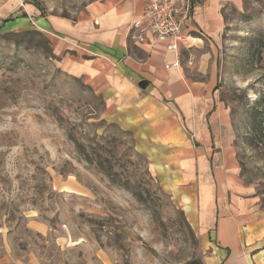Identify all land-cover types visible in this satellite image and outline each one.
I'll return each mask as SVG.
<instances>
[{
	"label": "rangeland",
	"instance_id": "rangeland-1",
	"mask_svg": "<svg viewBox=\"0 0 264 264\" xmlns=\"http://www.w3.org/2000/svg\"><path fill=\"white\" fill-rule=\"evenodd\" d=\"M97 1L0 0V264H219L185 196L103 119V98L63 71L47 31L24 20L28 5L78 20ZM224 20L217 95L264 220V127L253 134L251 117L263 98L264 122V0L227 6ZM259 239L251 264H264V230Z\"/></svg>",
	"mask_w": 264,
	"mask_h": 264
},
{
	"label": "crops",
	"instance_id": "crops-1",
	"mask_svg": "<svg viewBox=\"0 0 264 264\" xmlns=\"http://www.w3.org/2000/svg\"><path fill=\"white\" fill-rule=\"evenodd\" d=\"M151 1L99 0L78 20L39 18L28 5L24 20L47 31L63 71L103 98V119L131 136L167 190L185 196L191 224L218 263L251 264L248 252L259 244L264 220L240 176L215 60L224 10L243 0H194L184 25L187 43L176 51L151 35L142 44L130 40L133 22ZM256 257L252 264H260Z\"/></svg>",
	"mask_w": 264,
	"mask_h": 264
},
{
	"label": "built area",
	"instance_id": "built-area-1",
	"mask_svg": "<svg viewBox=\"0 0 264 264\" xmlns=\"http://www.w3.org/2000/svg\"><path fill=\"white\" fill-rule=\"evenodd\" d=\"M194 0H153L142 17L133 22L129 37L132 42L145 43L149 35L156 41L166 42L167 49L176 51L187 43L184 25L192 12ZM36 25V23H33Z\"/></svg>",
	"mask_w": 264,
	"mask_h": 264
},
{
	"label": "trees",
	"instance_id": "trees-1",
	"mask_svg": "<svg viewBox=\"0 0 264 264\" xmlns=\"http://www.w3.org/2000/svg\"><path fill=\"white\" fill-rule=\"evenodd\" d=\"M262 103H263V98H260L258 101H256L255 107L253 111L251 112V117L253 118V124H252L253 134L254 133L259 134V132H261V130L264 127V122L262 119H260L262 113L259 110Z\"/></svg>",
	"mask_w": 264,
	"mask_h": 264
}]
</instances>
